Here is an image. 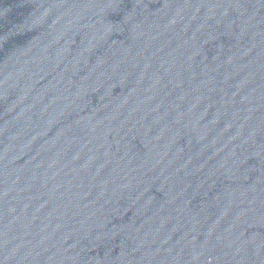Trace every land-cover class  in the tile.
Masks as SVG:
<instances>
[{
  "label": "water",
  "instance_id": "water-1",
  "mask_svg": "<svg viewBox=\"0 0 264 264\" xmlns=\"http://www.w3.org/2000/svg\"><path fill=\"white\" fill-rule=\"evenodd\" d=\"M0 264H264V0H0Z\"/></svg>",
  "mask_w": 264,
  "mask_h": 264
}]
</instances>
